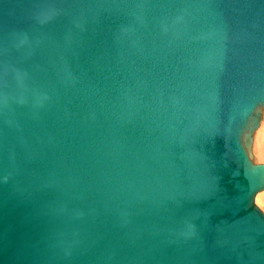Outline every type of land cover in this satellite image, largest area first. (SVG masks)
Returning <instances> with one entry per match:
<instances>
[{
    "label": "water",
    "instance_id": "1",
    "mask_svg": "<svg viewBox=\"0 0 264 264\" xmlns=\"http://www.w3.org/2000/svg\"><path fill=\"white\" fill-rule=\"evenodd\" d=\"M264 0H0V264H264Z\"/></svg>",
    "mask_w": 264,
    "mask_h": 264
},
{
    "label": "bare ground",
    "instance_id": "2",
    "mask_svg": "<svg viewBox=\"0 0 264 264\" xmlns=\"http://www.w3.org/2000/svg\"><path fill=\"white\" fill-rule=\"evenodd\" d=\"M263 136H264V128H259L254 134L252 151L254 154L255 161L257 163H262L264 161V142H263L264 140H263ZM256 202L260 203L262 205V208L264 209V190L259 192L256 195ZM260 204L258 206H260Z\"/></svg>",
    "mask_w": 264,
    "mask_h": 264
},
{
    "label": "rangeland",
    "instance_id": "3",
    "mask_svg": "<svg viewBox=\"0 0 264 264\" xmlns=\"http://www.w3.org/2000/svg\"><path fill=\"white\" fill-rule=\"evenodd\" d=\"M259 128H264V117H263V120H262V122H261V125H260V127ZM263 140H264V136H263ZM262 140V141H263ZM264 142V141H263ZM262 162V161H261ZM264 162V161H263ZM262 162V163H263ZM257 203V202H256ZM260 203H257V205H259ZM263 211H264V209L262 208V205L260 204V206H259Z\"/></svg>",
    "mask_w": 264,
    "mask_h": 264
}]
</instances>
